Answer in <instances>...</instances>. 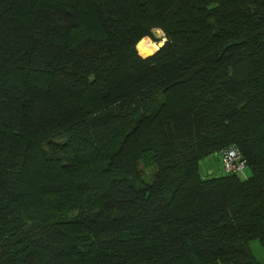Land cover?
Listing matches in <instances>:
<instances>
[{"label": "trees", "instance_id": "1", "mask_svg": "<svg viewBox=\"0 0 264 264\" xmlns=\"http://www.w3.org/2000/svg\"><path fill=\"white\" fill-rule=\"evenodd\" d=\"M133 1L0 0V264H264V0ZM231 146L246 177L201 178ZM32 157L54 177L27 188Z\"/></svg>", "mask_w": 264, "mask_h": 264}, {"label": "rangeland", "instance_id": "2", "mask_svg": "<svg viewBox=\"0 0 264 264\" xmlns=\"http://www.w3.org/2000/svg\"><path fill=\"white\" fill-rule=\"evenodd\" d=\"M150 1L154 2L156 0H150ZM18 3L21 4L22 0H18ZM126 4L128 6L130 13L132 14V17L139 20L138 22L139 24H142L143 23L142 15L139 12L134 1L126 0ZM73 5H74V10L77 12L81 6L85 5V3L83 1H78V2H74ZM149 32L151 35L145 36L144 38L141 39L139 43V46L143 49L145 48L146 45H148V43H151V45L146 46L147 48L145 51H143L144 53L149 52L151 48H153L152 45L155 47L160 44L161 46L164 41V32L160 28H157V27L152 28ZM19 144L20 143L18 142L15 145V147L19 146ZM124 147L126 148V150L122 149L121 151H124V154L126 156L127 165L132 175L136 176L140 180H143L144 182L150 183L152 179V175L156 169L155 164L151 160L145 159V157H142V158L137 157V156L135 157L131 154V138H129L128 135L125 138L123 148ZM60 161L62 165L67 166L65 164L66 163L65 159H61ZM37 165H38L37 160L36 158H33V157L30 160L28 159V161L24 164V169H23L22 178H21V184H23V186L30 188L33 185H38L40 183H43L46 177H49V178L54 177L53 173H48L47 171L42 172L41 170H39L38 168L40 167ZM245 172L246 174L249 172L248 168L245 169ZM199 173H200L201 178L203 179L216 177V176L225 174L219 154L213 153L211 155H208L202 158L199 161ZM60 176L64 178V176H62L61 174ZM64 180L68 181V184L63 189L64 190L67 189L70 192V194H75L78 189L77 188L78 184L77 183L76 185L72 184L69 181L68 177H65ZM62 193L64 194V191ZM40 200H41L40 204L44 203L46 207L53 209L52 212L45 211L46 218H54L55 213L59 214L63 212V214H65L68 211V208L63 207V204L65 202H63V199L61 198V196H53V197L43 196L42 198V195H36V194H31L27 196L24 195L21 205L23 206V208H27V211H28L33 207V205L40 202ZM54 211L55 213L53 214ZM73 212L74 211H71V213H69L68 215H72ZM28 217L33 218L35 216L32 213H28ZM250 246L258 258L264 259V254H263L264 248L261 247V245L256 239L250 241ZM135 255L137 257V254ZM181 264H183V262H181Z\"/></svg>", "mask_w": 264, "mask_h": 264}, {"label": "built area", "instance_id": "3", "mask_svg": "<svg viewBox=\"0 0 264 264\" xmlns=\"http://www.w3.org/2000/svg\"><path fill=\"white\" fill-rule=\"evenodd\" d=\"M220 159L226 173H233L241 177H246L245 169L248 168L247 162L237 148L232 146L222 150Z\"/></svg>", "mask_w": 264, "mask_h": 264}, {"label": "bare ground", "instance_id": "4", "mask_svg": "<svg viewBox=\"0 0 264 264\" xmlns=\"http://www.w3.org/2000/svg\"><path fill=\"white\" fill-rule=\"evenodd\" d=\"M140 43V42H139ZM139 43H138V45H137V51H138V53L142 56V57H147V56H149L150 54H152V53H154L155 51H156V49L158 48V46H160V44L159 45H157V46H153L152 45V47L154 48H151V50L149 51V52H143V51H145L146 50V46H148V45H151V43H148V45H146L145 46V48L143 49V48H141L140 46H139Z\"/></svg>", "mask_w": 264, "mask_h": 264}, {"label": "crops", "instance_id": "5", "mask_svg": "<svg viewBox=\"0 0 264 264\" xmlns=\"http://www.w3.org/2000/svg\"><path fill=\"white\" fill-rule=\"evenodd\" d=\"M251 247V246H250ZM262 247V246H261ZM263 248V247H262ZM251 250H252V248H251ZM253 251V250H252ZM254 253V252H253ZM263 254H264V252H263ZM254 255H255V253H254ZM256 256V255H255ZM256 258L260 261V262H264V259H261V258H258L257 256H256Z\"/></svg>", "mask_w": 264, "mask_h": 264}]
</instances>
